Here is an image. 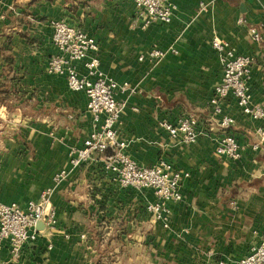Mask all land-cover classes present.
Masks as SVG:
<instances>
[{
  "label": "crops",
  "instance_id": "crops-1",
  "mask_svg": "<svg viewBox=\"0 0 264 264\" xmlns=\"http://www.w3.org/2000/svg\"><path fill=\"white\" fill-rule=\"evenodd\" d=\"M167 2L175 6L170 22L144 24L133 0H0V202L25 205L49 189L57 219L51 231L38 224L37 239L17 256L2 242L0 264H232L259 240L264 118L243 114L231 95L212 116L208 99L222 75L211 47L218 36L252 58L247 84L264 107V0ZM239 17L260 26L261 42ZM57 19L94 36L102 73L134 89L116 93L124 152L142 165L164 158L189 173L182 200L168 202L167 226L146 209L155 200L151 189L121 186L100 162L69 165L70 149L93 123L86 94L48 70L58 53L51 39ZM154 47L164 56L138 59ZM76 67L86 74L82 62ZM186 113L201 118L204 132L192 144L159 124ZM222 115L233 120L227 131L242 146L239 160L216 153ZM60 169L68 173L55 181Z\"/></svg>",
  "mask_w": 264,
  "mask_h": 264
},
{
  "label": "built area",
  "instance_id": "built-area-1",
  "mask_svg": "<svg viewBox=\"0 0 264 264\" xmlns=\"http://www.w3.org/2000/svg\"><path fill=\"white\" fill-rule=\"evenodd\" d=\"M135 12L143 17L144 24L152 21L168 23L173 17L175 6L167 0H133ZM202 9L206 6L202 4ZM237 22L247 26L248 33L254 42L262 41L260 26L248 24L245 18L239 17ZM52 43L58 53L49 61V72L63 75L70 91H82L86 94V108L92 115V129L82 140L79 147H72L68 162L71 168H77L100 162L111 180L121 186H131L138 189H151L155 200L146 204V209L163 226L169 219L168 202L182 200L181 182L189 173L175 168L169 161L159 158L155 163L142 165L131 159L125 152V141L119 137L116 127L120 116V104L116 93L134 92L127 84L119 85L112 78L106 77L99 69V44L94 36L63 19L52 20ZM211 47L222 63L220 82L212 89L208 99V108L212 116L221 114V101L228 95L233 96L243 114L254 119L264 118V107L254 103L247 81L250 77L252 58L236 52L230 43L223 38L214 36ZM165 52L158 48L150 49L146 55H140L139 60L147 57L149 60L163 57ZM82 62L86 74L77 71L76 63ZM201 118L193 113H186L175 122L161 120L163 127L173 139L183 144L194 143L204 132L200 128ZM219 129L216 153L231 160H239L242 146L236 137L227 131L233 124L228 115L217 119ZM254 148L258 144H253ZM66 169H60L54 180L59 181L67 175ZM49 189L41 192L36 200H29L25 205L15 202H0V245L6 241L12 256L20 254L23 246L37 239L40 229L51 231L57 219L54 208L48 205ZM215 264H228L218 260ZM232 264H264V231L257 243L250 247L249 252Z\"/></svg>",
  "mask_w": 264,
  "mask_h": 264
}]
</instances>
